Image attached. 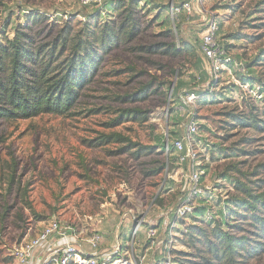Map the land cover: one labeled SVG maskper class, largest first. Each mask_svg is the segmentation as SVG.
<instances>
[{"label":"rangeland","instance_id":"374dc122","mask_svg":"<svg viewBox=\"0 0 264 264\" xmlns=\"http://www.w3.org/2000/svg\"><path fill=\"white\" fill-rule=\"evenodd\" d=\"M144 1L139 7L141 34L105 59L69 115L0 119V264H18L14 248L53 219L83 236L105 233L110 246L118 226L124 233L135 218L146 214L154 219L158 210H173L185 200L182 176L190 167L177 164L171 142L185 137V116L180 114L190 109L180 110L173 92L178 81L193 84L200 73V42L207 28L203 15L215 18L219 39L249 69L245 74L255 78L249 86L264 85V0H203L189 21L184 14H171L180 0ZM97 8L85 7L81 0H0V40L5 34L13 37L30 13L61 26L71 16L83 21ZM149 48L157 53H148ZM142 89L148 99L135 101ZM199 93L195 144L204 186L211 189L196 206L206 210L204 220L225 211L233 223L238 218H231L229 208L246 198L237 182L264 196V125L244 128L236 118L260 114L264 104L227 75ZM134 111L140 112L139 119L132 117ZM102 135L116 137L105 147L90 148L89 142ZM196 215L178 221L174 252L179 264H205L186 245L187 228L204 227ZM236 234L248 235L242 230ZM250 238L238 264H264V248L256 256L248 253L264 241L257 235ZM133 240H123L122 254L137 260L141 256ZM154 252L148 253L149 264L155 262Z\"/></svg>","mask_w":264,"mask_h":264},{"label":"trees","instance_id":"16d2710c","mask_svg":"<svg viewBox=\"0 0 264 264\" xmlns=\"http://www.w3.org/2000/svg\"><path fill=\"white\" fill-rule=\"evenodd\" d=\"M143 2L106 0L93 13L85 15L83 21L71 16L61 26L49 24L47 16L36 12L25 16V24L16 27L13 37L5 34L0 40V119L16 121L42 115H69L77 107L83 91L100 73L105 59L120 46L133 43L141 34L139 7ZM146 51L157 53L153 48ZM252 66L255 65L248 68ZM244 68L245 72L238 70L236 75L244 84L252 85L255 78L246 75L249 69L245 65ZM182 86L178 81L173 96L178 95ZM148 97L142 89L134 100L146 101ZM132 113L134 119H139L140 112ZM252 114L236 118L238 125L260 129L264 125V110ZM115 123L114 126L118 125ZM115 137L102 135L91 140L89 147H105L114 142ZM239 186L246 198L235 200L233 208H229L231 218L238 219L229 222L224 211L208 221L204 220L206 210L197 209L198 215L194 217L200 218L204 227L187 228L190 241L186 245L198 252L205 264H238L237 257H241L240 250L249 244L250 235L264 241V196L253 194L237 182L235 187L240 189ZM237 230L248 235L239 236ZM262 243L259 250L247 252L251 256L258 255L264 248ZM176 263L179 264L177 258Z\"/></svg>","mask_w":264,"mask_h":264},{"label":"built area","instance_id":"2783aa9c","mask_svg":"<svg viewBox=\"0 0 264 264\" xmlns=\"http://www.w3.org/2000/svg\"><path fill=\"white\" fill-rule=\"evenodd\" d=\"M105 1L106 0H81V4L85 7L92 5L100 7ZM202 1L203 0H180L179 3L172 5L171 14L174 17L184 14L189 21L193 18L194 13H196V7H199ZM203 18L207 28L200 42V51L204 57L205 69L211 75L213 82H219L222 76L227 74L235 84L245 89L247 87L250 88V94L253 100L264 104V89L262 86L251 87L241 82L237 77V70L245 72L244 65L241 62H236L235 58L219 39L220 27L215 18L209 20L205 15H203ZM199 87V85L195 86L192 91L183 94L181 98L183 105L182 110L187 111L186 106L190 109L185 116L186 124H184L185 137L188 142H186L184 136V138H178L171 142V146L177 155V164H189L190 167L188 173L182 176L186 197L185 200L172 211L176 220L173 223L168 222L165 224L168 233V239L166 241L163 243L158 242V230L155 227L148 230L147 238L151 246L159 243L163 245L165 249L164 260L160 263L154 262L153 264H177L174 248L177 235L176 230H179L178 221L186 220L190 216H193L197 210V199L204 196L206 192L210 190V188H207L203 184L204 171L200 169L199 152L195 145V137L198 136L200 132L199 124L196 120V110L200 99ZM169 148L170 144L168 143L167 149ZM207 214L210 215V211H208ZM141 219L142 218L139 217L138 221L135 218L139 224ZM71 234L70 226L63 225L59 220L53 219L45 224L43 230L35 237L25 241L19 247H15L12 253L13 257L16 258L18 264H29L35 256H40V254H42L43 246L50 242L52 238L55 237L59 240H63L68 238ZM89 243L92 248L99 249L102 243V236L100 234H94L90 238ZM122 253V246L116 245L111 252L90 255L69 243L58 248L56 252L42 264H144L146 262V256H141L136 260L134 257L132 259L126 258Z\"/></svg>","mask_w":264,"mask_h":264},{"label":"crops","instance_id":"0c3cea01","mask_svg":"<svg viewBox=\"0 0 264 264\" xmlns=\"http://www.w3.org/2000/svg\"><path fill=\"white\" fill-rule=\"evenodd\" d=\"M204 61V59H203ZM205 62H202V68L200 70V73L198 76H196V80L194 81L193 84H186L185 82H181L183 84L182 88L179 90L178 95L176 96V99L180 101V104L182 105V95L185 93H188L192 91L195 86L199 85V90L204 91L206 87H210L213 84L217 82H213L211 75L206 71L205 69ZM227 75V74H225ZM223 75L222 77H224ZM228 77V75H227ZM200 83V84H199ZM211 83V84H210ZM194 85V86H193ZM209 85V86H208ZM200 97L202 96V93H199ZM180 105V110L183 109V105ZM187 114H180V117H184ZM177 120V118H174ZM186 121V120H185ZM196 147L198 148V144H195ZM201 169V168H200ZM203 170V169H201ZM204 171V170H203ZM204 184V183H203ZM207 188H210L209 186H206ZM211 189V188H210ZM210 191V190H208ZM184 197V196H183ZM182 198H180L181 200ZM176 208V207H175ZM174 210V209H173ZM173 210L170 211H165V210H158L157 216L153 219L152 216L144 215L141 216V222L140 224L134 219V223L130 227L129 225H126L125 228H123L125 231L122 233L120 231V227L118 226L115 230L114 233L110 236L111 239H114V244H111L110 246H106L107 239H106V234L105 233H100L102 236V243L99 249H94L91 247L89 240L90 238L94 235L92 233L90 236H83V234L78 233L77 230L73 227L70 226L72 234L69 235L68 238L59 240L57 238H52L50 242L46 243L43 248H42V254L40 256H35L33 260L29 264H42L44 261H47L50 256L56 252V250L60 247H63L66 244H73L76 246L77 249L90 254V255H99L104 252H111L113 248L116 245H121L123 244V240L128 243V240L131 239H136L137 241L133 240V247H136L135 250L137 249V253H139L140 256H146V262L144 264H149L150 260L147 261L148 258V253L154 248L156 252L152 253L153 258L156 263H160L164 260V255H165V249L163 245L155 244L154 246H151L150 242L148 241L147 238V233L148 230L152 227H155L158 230V242H164L168 239V233L166 229V225L168 222L173 223L176 220V217L174 213H172ZM172 216V219H171ZM172 220V221H171ZM69 226V225H68ZM123 231V230H122ZM121 236V237H120ZM136 237V238H135ZM126 246H122L125 248ZM133 249V248H132ZM145 252L143 253V251ZM134 257V255H132ZM132 257V258H133ZM139 257V256H138Z\"/></svg>","mask_w":264,"mask_h":264},{"label":"water","instance_id":"95a60500","mask_svg":"<svg viewBox=\"0 0 264 264\" xmlns=\"http://www.w3.org/2000/svg\"><path fill=\"white\" fill-rule=\"evenodd\" d=\"M172 91H173V88H172Z\"/></svg>","mask_w":264,"mask_h":264}]
</instances>
